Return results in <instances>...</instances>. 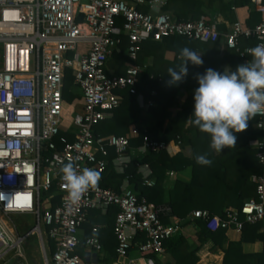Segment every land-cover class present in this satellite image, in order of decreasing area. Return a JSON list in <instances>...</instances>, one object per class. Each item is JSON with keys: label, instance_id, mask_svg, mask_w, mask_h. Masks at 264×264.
I'll return each mask as SVG.
<instances>
[{"label": "built area", "instance_id": "1", "mask_svg": "<svg viewBox=\"0 0 264 264\" xmlns=\"http://www.w3.org/2000/svg\"><path fill=\"white\" fill-rule=\"evenodd\" d=\"M166 3L0 0V212L4 216L28 214L35 218L31 231L42 244L44 264H85L76 253L78 231L89 212L96 209H118L113 234L116 254L126 264H157L150 256L160 258L165 251L163 243L180 231L182 220L171 216L168 206L138 197L127 179L119 191L100 186L89 189L73 205L66 200L60 173L63 164L75 161L78 172L87 167L102 174L110 149L115 153L112 164L122 173L129 163L120 157L132 161L139 155L167 151L170 145V141L155 140L146 131L141 134L134 126L124 136L96 138L93 134V127L119 106L121 92L136 94L138 76L144 69L135 65L125 68L122 75L107 74L122 37L126 39L123 54L130 59L136 58L144 42L174 36L217 42L219 47L238 53L243 63L252 60L250 49L264 44V0H249L250 8L262 16L257 24L248 27L236 20L223 33L204 17L172 20L163 11ZM154 4L159 5L156 11ZM243 39H253L254 46L241 48ZM81 45L87 48H79ZM67 71L72 76L71 101L64 96ZM138 101L142 102L140 95ZM145 106H152V102ZM255 117L256 128H263L264 112ZM136 138H141V143L132 148L130 140ZM254 148L264 169V141ZM135 165L143 185L153 186L150 166L141 162ZM252 181L255 196L244 200L239 209L229 208L222 216L194 210L188 218L202 219L210 231L241 232L245 224H259L264 251V171ZM53 184L55 191L49 194ZM55 196L59 204L51 208L50 200ZM44 198L46 208L41 211ZM163 217L172 223H163ZM27 235H16L0 220V259L9 252L20 255ZM138 236L144 239L136 241ZM44 237L55 247L49 255L44 251ZM83 246L96 253L102 249L95 235L85 238Z\"/></svg>", "mask_w": 264, "mask_h": 264}, {"label": "trees", "instance_id": "2", "mask_svg": "<svg viewBox=\"0 0 264 264\" xmlns=\"http://www.w3.org/2000/svg\"><path fill=\"white\" fill-rule=\"evenodd\" d=\"M247 5L250 6L249 0H167L163 11L174 21L196 20L206 16L211 22L214 14L220 13L227 21L233 23L235 21L233 9ZM261 19L262 16L250 8L245 26L253 27ZM217 30L220 33L226 31L223 27H217ZM247 46H254V40L243 39L240 47ZM125 47L126 39L122 37L120 50L113 54L107 70L114 75H122L127 67L135 65L144 67L138 76L136 94L121 92V103L112 110L110 117L93 127L94 136L96 138L110 135L124 136L128 134L130 127L134 126L141 134L146 131L155 140L179 141L180 147L190 148L191 159L180 152L170 156L166 151L138 156L137 159L141 163H147L152 171L151 178L154 184L148 187L143 185L142 175L138 173L134 160L122 173L117 172L112 164L115 153L110 149L108 165L105 172L100 174L98 186L119 191L127 179L130 189L138 197H145L148 202L155 205L168 206L170 215L182 220L180 233L163 243L164 250L174 260L173 263L168 264H196L198 259L195 253L206 242H212L213 246L222 249V264H250V259H256L257 264H264V252L263 254H244L241 248L242 243L249 239L246 234L252 233L255 237L259 224H245L240 240L230 242L225 238V230L210 231L202 219L188 218L194 210H208L211 214L222 216L229 208L239 209L244 200L255 196V186L251 178L264 171L256 157L257 149L249 146L251 140L264 141V117L263 128H256L257 118L254 116L248 122L246 130L234 133L237 137L235 147L224 149L219 157H215L211 152L209 134L199 131L197 127L189 123L194 107L193 93L198 87L193 78L194 74L203 73L207 68L217 70L218 63L222 61L229 63L231 69L235 70L237 65L243 64L238 53L219 47L217 42L193 41L176 36L164 38L159 42H144L135 59H130L123 54ZM183 48H189L195 52L201 51L204 63L200 67L189 64V74L183 83L178 86H166L165 81L169 79L167 70L177 68L182 63L180 50ZM167 54H171L172 57H167ZM147 58L152 59L151 65L146 64ZM72 86L71 72L67 71L64 79V96L67 101H71L74 96L69 92ZM139 95L143 103L152 102V106L146 109L145 114L140 109ZM140 143L141 138L130 140L132 148L139 146ZM198 154H206L212 161L211 166L197 164L195 156ZM188 166L192 168L191 179L188 182L177 180L166 190L165 171L180 170ZM54 191L53 184L49 194ZM46 195L44 194L45 197ZM58 204L57 196L50 200L51 208ZM117 211L116 207H109L103 214L100 210L89 212V214L97 213L98 223H103L106 227L104 231L101 229L94 235L100 239L102 245L104 243L101 251L109 250L113 256L110 259L116 256L113 224ZM162 221L169 222L167 217H163ZM92 228L90 224L89 231L86 230L85 237L80 240L76 250L79 255H81L83 240L93 235ZM103 235L109 238L106 245L102 239ZM143 239L141 236L136 237V241ZM48 247L49 253H53L55 247L51 241H48ZM150 257L155 259L154 255Z\"/></svg>", "mask_w": 264, "mask_h": 264}, {"label": "clouds", "instance_id": "3", "mask_svg": "<svg viewBox=\"0 0 264 264\" xmlns=\"http://www.w3.org/2000/svg\"><path fill=\"white\" fill-rule=\"evenodd\" d=\"M162 3V0H161ZM159 5L154 4L153 10ZM252 60L236 66L235 70L225 67L223 71L207 68L203 73H195L193 78L198 87L194 90V107L189 123L210 136V148L217 153L234 148L237 137L248 122L260 112H264V44L249 50ZM182 63L177 68H169L166 86H178L189 74V64L203 65L201 54L189 49L180 50ZM130 163L129 157H120ZM195 161L201 166H211L206 154H198ZM61 180L70 204L80 201L84 193L98 186L101 175L98 171L85 167L77 171L75 161H69L60 168Z\"/></svg>", "mask_w": 264, "mask_h": 264}, {"label": "crops", "instance_id": "4", "mask_svg": "<svg viewBox=\"0 0 264 264\" xmlns=\"http://www.w3.org/2000/svg\"><path fill=\"white\" fill-rule=\"evenodd\" d=\"M232 12L234 14L235 21L237 20V21H239L245 25V21L249 17L250 6L247 5V6H243V7H236L235 9H233ZM204 18L208 19L206 16ZM211 22L215 23L217 27L225 28L226 31H227L229 25L231 24L220 13L214 14L213 21H211ZM196 52L198 54H201V55L203 54L201 51H196ZM166 56L169 58L172 57L171 54H167ZM146 64L151 65L152 59L147 58ZM226 66L231 68L229 63L222 61V62L218 63L217 70L223 71V69ZM139 105H140V109H141L142 113L145 114L146 109L148 107L145 106V103H143V101L141 103L139 102ZM131 127H133V126H131ZM258 142H259L258 140H251L249 142V146L255 147L256 143H258ZM223 150L220 153H217L211 149V152L215 157H219L222 154ZM166 152L170 156L175 155L176 153L180 152L186 158L191 159L190 148L189 147L182 148V147H180V143L178 144L174 140L170 141V145L168 146V149ZM139 156L142 157L144 155H139ZM137 158L135 157L134 161L140 163L141 161H139V159H137ZM191 175H192L191 166L185 167V168L180 169V170H174V169L166 170L164 173L165 189L167 190V188H169L172 185V183L177 181V180L181 181V182H188L191 179ZM152 180H153V178H152ZM251 181H252V178H251ZM100 211L102 214L104 213V211H102V210H100ZM24 215H28V214H24ZM3 221L6 224L7 228L10 231H12L13 233H15L16 235H22L23 234V231L21 233L15 232V230L12 228V226H10L5 220H3ZM98 221L99 220H98V214L97 213L91 212L90 214H88L86 222L81 226V228L78 231V236H79L80 240L83 237H85L86 230L89 231L90 224L92 225L93 228H96L98 232L101 229H103V231H104V229L106 228L105 225L103 223L102 224L98 223ZM168 223H172V220H170ZM180 231H181V227H180ZM180 231H179V233H180ZM92 234L94 235L95 233L92 232ZM224 234H225L226 240L230 241V242H237L240 240V237H241V232H236L234 230H227L224 232ZM93 235H91V236H93ZM246 236H248L249 239L242 243V245H241L242 252L244 254H263V252H264L263 251V240H262L261 234L259 232V229L255 233V237L252 233L246 234ZM102 239L105 242V245L107 244V241H109V238H106L104 235H103ZM99 241H100V239H99ZM43 243H44L43 244L44 245V251L47 255H49L50 253H49V247H48V240L45 237L43 239ZM111 243H113V242H111ZM40 245H41V249H42V244L40 243ZM101 246L103 247L104 243H103V245L101 244ZM115 253H116V249H115ZM42 254H43V249H42ZM14 255L16 257H23V252H21L20 255H16V254H14ZM195 255L198 259L196 264H222L223 251L220 247L213 246L212 242L204 243L201 246V248L195 253ZM79 256L82 258V260L85 264H100L99 260L102 261V259L104 260V258H107V260H104L103 264H126V261L118 258L117 254H116V256H114V259L113 258L110 259L113 256L110 254L108 249H107V251H100V252L96 253V252L92 251L91 249L85 248L84 246H82L81 255H79ZM100 256H102V257L100 258ZM43 258H44V256H43ZM173 262H174V260L172 259L171 255L169 253H167L166 251H164L163 255L160 258H155V263H157V264H168V263H173ZM249 262H250V264H257L256 259H250ZM16 264H24V263H22L21 261H18ZM140 264H143V262L140 261Z\"/></svg>", "mask_w": 264, "mask_h": 264}, {"label": "rangeland", "instance_id": "5", "mask_svg": "<svg viewBox=\"0 0 264 264\" xmlns=\"http://www.w3.org/2000/svg\"><path fill=\"white\" fill-rule=\"evenodd\" d=\"M79 48L85 49L87 48V45H81ZM106 72L107 74H113L108 72L107 69ZM46 203L47 202L44 198L40 206L41 211L45 210ZM0 217H2V220H5L10 226H12L15 232L21 233L23 231V234H28L22 245L23 257H16L13 252H9L0 260V264H16L18 261H21L24 264H44L39 237L35 232L31 231L35 225V218L31 215L24 214H9L4 216L1 214V212ZM101 257L102 256H100V258ZM103 262V259L102 261L99 260L100 264H103Z\"/></svg>", "mask_w": 264, "mask_h": 264}, {"label": "bare ground", "instance_id": "6", "mask_svg": "<svg viewBox=\"0 0 264 264\" xmlns=\"http://www.w3.org/2000/svg\"><path fill=\"white\" fill-rule=\"evenodd\" d=\"M0 220H2V217H0Z\"/></svg>", "mask_w": 264, "mask_h": 264}]
</instances>
